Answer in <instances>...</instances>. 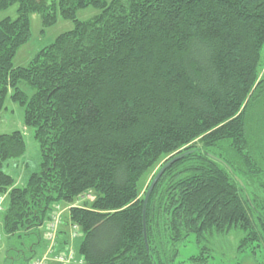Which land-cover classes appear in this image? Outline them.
<instances>
[{
	"label": "trees",
	"instance_id": "16d2710c",
	"mask_svg": "<svg viewBox=\"0 0 264 264\" xmlns=\"http://www.w3.org/2000/svg\"><path fill=\"white\" fill-rule=\"evenodd\" d=\"M15 3L18 17L0 21V112L10 93L24 106L41 168L16 186L3 167L24 155V136L0 135L4 264L47 251L43 228L80 197L54 247L72 249L73 264H205L231 238L264 264V0H0V10ZM90 6L101 12L79 20ZM33 12L44 27L59 15L75 27L14 67ZM183 153L144 217L142 178ZM189 244L198 250L182 258Z\"/></svg>",
	"mask_w": 264,
	"mask_h": 264
},
{
	"label": "rangeland",
	"instance_id": "374dc122",
	"mask_svg": "<svg viewBox=\"0 0 264 264\" xmlns=\"http://www.w3.org/2000/svg\"><path fill=\"white\" fill-rule=\"evenodd\" d=\"M18 7L19 4L15 3L12 6H10L7 9L0 10V21H2L5 18H12L15 19L18 17ZM101 11L95 7H87L80 9L77 13V18L79 20H89L91 18H94L96 15H98ZM30 23H31V37L29 41L25 44H23L17 51L14 59L13 64L14 67H24L28 66L31 60L38 54V52L52 44L56 38L73 29L75 27V22L70 19H65L61 15L58 16L57 22L50 26V27H44L43 26V18L41 13L39 12H33L30 14ZM264 63V61H263ZM260 75H264V64L261 68ZM20 87L28 94V96H32L34 94V89L25 82H22L20 84ZM14 131H21L24 140H25V146L26 151L23 156L20 158L8 160L5 162L3 169L8 172L10 175L13 176L15 180L16 186H24L27 184L29 177L31 174L35 172H39L41 168V151L39 147V143L37 142L35 138V132L34 128L27 126L25 123V108L22 106L19 102L14 101L11 98V93L6 98V104L5 108L0 112V135L6 134V133H12ZM165 161L163 158L156 167L152 168L148 173L144 175L142 178L141 183V193H144L146 189L150 186L153 178L156 175V172L158 168L161 166V164ZM149 189V188H148ZM88 196H91V200L94 199V195L89 194ZM7 201V199H6ZM87 201L86 198L80 197L75 199L74 202H71L69 204H66V206H61L62 208V221L64 218H66V214L68 213V208L72 205H79L84 204V202ZM3 223V212L0 213V232L2 228ZM46 226L43 228V235H46ZM74 232V229L71 227L70 233L72 234ZM78 233H82L80 227L77 229ZM74 237V236H73ZM229 239V238H228ZM2 244H0V264H4V257H5V250H6V242L2 240ZM71 245H68V247H74L75 248V240H71ZM80 241V237L77 239V243ZM44 243H41L40 246V252L42 250H46ZM218 248L219 251L215 253L214 257L210 258L209 261L205 264H256L254 262V257L250 258L247 253H239L237 251V242L235 238H231L229 240H221L218 242ZM58 241H56L55 246L57 248ZM67 247V248H68ZM55 249V248H54ZM77 249V244H76ZM198 249L192 245L189 244L187 247L183 250V257H187L188 255H191L195 253ZM47 251H43V255H46ZM41 253V255H42ZM62 254H66V250L63 252H60ZM59 253L57 252V249L51 253V256H48L50 262L57 263L56 256ZM223 260V262H222ZM60 263V262H58ZM74 262H69L67 264H73ZM189 264V263H186ZM191 264V263H190Z\"/></svg>",
	"mask_w": 264,
	"mask_h": 264
},
{
	"label": "built area",
	"instance_id": "2783aa9c",
	"mask_svg": "<svg viewBox=\"0 0 264 264\" xmlns=\"http://www.w3.org/2000/svg\"><path fill=\"white\" fill-rule=\"evenodd\" d=\"M5 196L6 195H0V211L4 210V203H5ZM59 208V207H58ZM62 221V211L58 210V213H56L53 217H52V221H50L48 223L47 226V231H46V239L48 240V248H47V252L46 255H41L37 258H35V260L32 262V264H47L49 263L51 260H49L48 256H51V253L54 250V246L55 243L57 241V237H58V228L61 224ZM74 230L78 229L77 225L73 226ZM73 236H77V232L73 233ZM2 235L0 234V243L2 241ZM56 261L60 262V263H69V262H75V254L74 251L72 249H70L69 251L66 252V254H58L56 256Z\"/></svg>",
	"mask_w": 264,
	"mask_h": 264
},
{
	"label": "water",
	"instance_id": "95a60500",
	"mask_svg": "<svg viewBox=\"0 0 264 264\" xmlns=\"http://www.w3.org/2000/svg\"><path fill=\"white\" fill-rule=\"evenodd\" d=\"M186 153H183V154H180V155H177V156H175L174 158H172V159H170L159 171H158V173L155 175V177H154V179L152 180V182H151V184H150V186H149V189H148V191H147V193H146V196H145V200H144V217H145V213H146V207H147V204H148V201H149V197H150V195H151V193H152V191H153V189H154V187H155V185H156V183L158 182V180H159V178L162 176V174L164 173V171L166 170V168L168 167V166H170L171 164H173L174 162H176V161H178V160H180L181 158H183L184 157V155H185ZM212 157L213 158H215V159H218L219 161H222L223 162V160H221V159H219L218 157H216V156H214V155H212ZM236 178L238 179V177L236 176ZM240 181V180H239ZM241 182V181H240ZM242 183V182H241ZM145 237H147L146 236V229H145Z\"/></svg>",
	"mask_w": 264,
	"mask_h": 264
},
{
	"label": "crops",
	"instance_id": "0c3cea01",
	"mask_svg": "<svg viewBox=\"0 0 264 264\" xmlns=\"http://www.w3.org/2000/svg\"><path fill=\"white\" fill-rule=\"evenodd\" d=\"M0 234L2 235V233L0 232ZM2 238H3V235H2ZM3 240V239H2ZM2 242V241H1ZM43 254V253H42Z\"/></svg>",
	"mask_w": 264,
	"mask_h": 264
}]
</instances>
